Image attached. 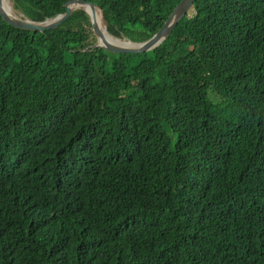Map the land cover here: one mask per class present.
Wrapping results in <instances>:
<instances>
[{
  "label": "trees",
  "instance_id": "1",
  "mask_svg": "<svg viewBox=\"0 0 264 264\" xmlns=\"http://www.w3.org/2000/svg\"><path fill=\"white\" fill-rule=\"evenodd\" d=\"M86 1L139 43L182 0ZM91 28L0 15V264H264V0H196L136 64Z\"/></svg>",
  "mask_w": 264,
  "mask_h": 264
},
{
  "label": "water",
  "instance_id": "2",
  "mask_svg": "<svg viewBox=\"0 0 264 264\" xmlns=\"http://www.w3.org/2000/svg\"><path fill=\"white\" fill-rule=\"evenodd\" d=\"M196 0H182L164 26L151 39L134 43L130 40H120L111 36L107 30V22L104 18V12L94 3L86 0H71L64 7L66 12L49 19L45 22H34L24 16L22 13L16 14L10 0H0V15L10 26L23 30L44 33L52 31L63 25L74 12L79 9L84 10L90 17L93 33L97 39V44L87 47L88 49H102L110 54H145L158 48L174 31L178 23L186 16L191 17L194 12Z\"/></svg>",
  "mask_w": 264,
  "mask_h": 264
},
{
  "label": "rangeland",
  "instance_id": "3",
  "mask_svg": "<svg viewBox=\"0 0 264 264\" xmlns=\"http://www.w3.org/2000/svg\"><path fill=\"white\" fill-rule=\"evenodd\" d=\"M12 1V0H11ZM12 3H13V1H12ZM79 10H82V9H79ZM17 12V11H16ZM17 13H20V12H17ZM91 32H92V34H91V39H93L94 38V33H93V29L91 28ZM128 39H125V41H127ZM96 44H97V39H96ZM116 55H127V54H116ZM131 57H132V59H133V64H136L138 61L136 60V56H134V55H131ZM115 59H118V58H116L115 57ZM114 59V60H115ZM218 114H223V110L222 109H219L218 110Z\"/></svg>",
  "mask_w": 264,
  "mask_h": 264
},
{
  "label": "clouds",
  "instance_id": "4",
  "mask_svg": "<svg viewBox=\"0 0 264 264\" xmlns=\"http://www.w3.org/2000/svg\"><path fill=\"white\" fill-rule=\"evenodd\" d=\"M10 3L12 4L11 0H10ZM12 6H13V4H12ZM13 10L15 11L16 14H19V13H17V12H20V11H18V10H15L14 7H13ZM16 11H17V12H16ZM83 11H84V10H83ZM20 13H21V12H20ZM22 14H23V13H22ZM193 14H194V12H193ZM193 14H192V15H193ZM23 15H24V14H23ZM24 16H25V15H24ZM27 18H28V17H27ZM50 19H51V18H50ZM48 20H49V19H47V20H45V21H48ZM45 21H44V22H45ZM34 22H35V21H34ZM94 36H95V35H94ZM111 36H112V35H111ZM112 37H114V36H112ZM114 38H116V39H120V40L128 39V38H117V37H114ZM128 40H130V39H128ZM128 40H127V41H128ZM130 41H131V40H130ZM132 42H133V41H132ZM164 42H165V41H164ZM164 42H163V43H164ZM134 43H137V42H134ZM139 43H141V42H139ZM163 43H162V44H163ZM93 45H95V44H93ZM88 47H89V46H88ZM89 50H90V49H88L87 51H89ZM115 55H116V54H115ZM117 56H124V55H117ZM125 56H129V55H125Z\"/></svg>",
  "mask_w": 264,
  "mask_h": 264
}]
</instances>
